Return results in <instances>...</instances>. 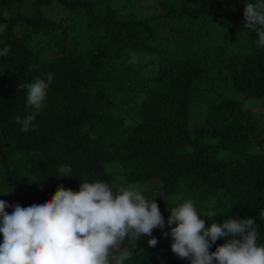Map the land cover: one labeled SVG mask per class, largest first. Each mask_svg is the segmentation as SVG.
I'll use <instances>...</instances> for the list:
<instances>
[{
	"label": "trees",
	"instance_id": "1",
	"mask_svg": "<svg viewBox=\"0 0 264 264\" xmlns=\"http://www.w3.org/2000/svg\"><path fill=\"white\" fill-rule=\"evenodd\" d=\"M52 1L32 0L25 11L23 0H0V52L10 49L0 55V200L28 207L58 187L78 191L80 182L96 181L114 193L123 186L146 197V181L154 177L162 191L147 200L155 199L166 226L153 229L155 247L144 236L141 245L126 238L114 249L132 253L125 264H190L164 235L169 211L188 199L199 215L218 214L217 223L254 218L257 244L264 245V154L251 151L264 143L258 125L264 123V46L244 27L243 14L256 0H161V12L141 17L127 9L132 0H55L76 23L71 27L46 15L43 7ZM210 22L222 29L217 46L204 27ZM167 28L177 34V55L160 46ZM43 40L51 54L42 53ZM152 51H160L150 60L156 67L142 75V63H130L132 54ZM213 63L222 65L211 73ZM49 73L35 127L22 132L16 118L32 109L20 86ZM229 87L261 100L260 116L228 96ZM198 89L211 97L204 121L190 126ZM62 166L72 169L71 177L59 178ZM202 219L206 227L213 222ZM224 243L218 239L209 251Z\"/></svg>",
	"mask_w": 264,
	"mask_h": 264
},
{
	"label": "clouds",
	"instance_id": "2",
	"mask_svg": "<svg viewBox=\"0 0 264 264\" xmlns=\"http://www.w3.org/2000/svg\"><path fill=\"white\" fill-rule=\"evenodd\" d=\"M243 14L244 27L255 31L258 45L264 46V0L245 4ZM9 50L5 46L0 55L6 56ZM137 61L133 53L130 63ZM51 83L49 73L46 80L36 77L35 82L20 86L27 88L26 103L32 109L23 119L16 118L22 132L35 127L33 121L44 106ZM59 172V178L71 177L72 169L62 166ZM8 207L14 209L11 214ZM169 213V232L164 235L172 239L171 251L190 264H264V245L257 244L254 218L233 217L217 223L213 218L218 214L209 212L204 217L213 222L206 227L191 200ZM260 216L264 220V213ZM165 226L155 199L147 200L123 186L114 193L101 181L80 182L78 191L58 187L50 199L28 207L0 200V264H125L132 253L126 247L118 254L114 249L126 238L152 237L153 229ZM222 237L225 243L210 252ZM156 244L155 237L148 240L150 247Z\"/></svg>",
	"mask_w": 264,
	"mask_h": 264
},
{
	"label": "rangeland",
	"instance_id": "3",
	"mask_svg": "<svg viewBox=\"0 0 264 264\" xmlns=\"http://www.w3.org/2000/svg\"><path fill=\"white\" fill-rule=\"evenodd\" d=\"M32 0H23V3H26V5L23 7L25 11L28 10V7L30 5V2ZM133 3H131L127 9H129L130 11H133V13H136L137 16L141 17L143 15L146 14H151L155 11L157 12H161L162 11V7H160L159 2L161 0H132ZM46 15L48 17L53 18L55 21H61L60 19H63L64 21H67L69 23V26L73 24L76 25V23L73 21L72 18H68L67 15V11H65L63 8L60 7V5H58L57 2H55V0H53L51 2L50 5H48L47 7H43ZM121 12V10L119 11ZM123 12V10H122ZM62 22V21H61ZM176 28L179 27L180 23L176 22L175 23ZM71 27V26H70ZM205 28H207L209 30V33L212 34L213 36V40H212V45H218L221 44L222 41V29H220L217 26L216 22H210V23H206L204 25ZM226 28H228V31L232 30V27L230 25V22H226ZM58 30V29H56ZM69 30V28H68ZM165 34V41H162V43H160V46L162 48H167L170 50L171 54L173 55H177L180 53V50L178 49L176 43V38H177V34L176 32H174L172 29H165L164 31ZM46 40V39H45ZM47 41L42 42V45H44V47L41 49L43 54H51L52 53V47L47 46ZM160 51H152L148 54L146 53H140L138 54V60L140 61V63H142L141 68L139 69V73L140 74H145L146 71L151 70L152 68H155L156 65L150 63V60L156 57H160ZM138 62V61H137ZM218 64L222 65L221 63H216V64H211L210 67L211 69L209 70L211 73L215 72L218 69ZM211 84V83H210ZM210 84L205 83L204 86L206 88H208L210 86ZM226 94L230 97H235L237 99H239L242 102V105L244 108H249L250 110L253 111L255 116H260L258 114L257 111H259L260 109V105H261V100L259 99H255V98H245L241 93L239 92H235L232 88H228L225 90ZM210 92V91H209ZM209 93L207 90L205 89H198L195 92V99L194 101L191 103L190 106V113H189V117H188V124L190 126H193L195 124L201 123L202 121H204L205 116H206V111H207V104L205 102V100H208L211 96H208ZM262 116L264 115V110L261 114ZM258 125L260 126H264V123L262 121H260L258 123ZM251 151L252 152H256V153H261L264 154V143L260 144V145H251ZM115 168V165L114 167ZM134 189V188H133ZM137 191V190H136ZM146 199L151 197L153 194L159 193L162 191V182L160 180H158L157 178H150L146 181ZM185 191H182V193ZM182 193L179 194L178 197L182 196ZM177 197V198H178ZM187 200V199H185ZM183 200V201H185ZM191 200V199H188ZM212 203V199L208 200H204V204L206 206L210 205ZM194 204V203H193ZM210 211L208 210H202L200 212V216L201 218H203L206 214H208ZM214 212V211H213ZM149 239V238H148ZM146 242V238L144 236H141L137 241L132 240L133 244H137V245H141V243ZM148 244V243H147Z\"/></svg>",
	"mask_w": 264,
	"mask_h": 264
}]
</instances>
